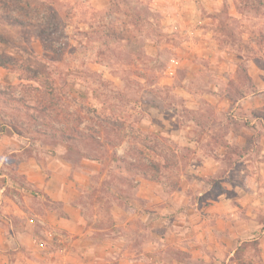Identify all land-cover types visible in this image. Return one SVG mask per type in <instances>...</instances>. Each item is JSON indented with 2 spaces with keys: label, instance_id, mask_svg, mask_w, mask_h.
Returning <instances> with one entry per match:
<instances>
[{
  "label": "rangeland",
  "instance_id": "obj_1",
  "mask_svg": "<svg viewBox=\"0 0 264 264\" xmlns=\"http://www.w3.org/2000/svg\"><path fill=\"white\" fill-rule=\"evenodd\" d=\"M250 73L264 85V0H0L1 121L39 146L63 143L58 120L113 141L90 150L79 138L64 154L74 167L98 162L80 199L89 218L134 194L135 167L166 193L179 187L199 146L183 135H212L215 152L218 122L249 120L216 108L257 90ZM50 97L59 103L45 117ZM239 255L260 263L258 240Z\"/></svg>",
  "mask_w": 264,
  "mask_h": 264
},
{
  "label": "crops",
  "instance_id": "obj_2",
  "mask_svg": "<svg viewBox=\"0 0 264 264\" xmlns=\"http://www.w3.org/2000/svg\"><path fill=\"white\" fill-rule=\"evenodd\" d=\"M250 75L257 90L223 96L229 103L216 108L246 123L218 122L215 152L212 135H183L199 146L185 159L180 186L166 193L156 178L140 175L134 194L106 217L100 210L86 217L80 200L97 160L74 167L66 141L41 147L0 119V264H243L239 247L251 240L262 260L247 264H264V85ZM234 144L247 150L234 153Z\"/></svg>",
  "mask_w": 264,
  "mask_h": 264
},
{
  "label": "trees",
  "instance_id": "obj_3",
  "mask_svg": "<svg viewBox=\"0 0 264 264\" xmlns=\"http://www.w3.org/2000/svg\"><path fill=\"white\" fill-rule=\"evenodd\" d=\"M49 100H50V102H48L46 105H43L40 109H38L43 114L45 113L44 114L45 117H50L49 116L50 111L55 110L53 105H57L59 103L56 97H50ZM55 101H57L58 103ZM49 122L53 123L52 118L49 119ZM100 128H103V127L100 126ZM56 130L61 135L60 136L55 135V136L60 137L61 140H64L67 142L68 151L69 150L70 151L71 150H77L78 151V149H74L75 147L71 146V144L69 142L76 140V139H79V138H81V140L83 141L85 148L90 149V150H97V148L94 147L95 145H97L99 147H105L107 145L113 144V141L111 139L99 141L100 136L98 134L96 135V134L83 133V132L78 131V127L75 124L74 125L64 124V125H61V127H59L58 129L56 128ZM84 156L91 158V159L93 158V157L88 156V155H84ZM123 159H125V158H123ZM154 168L156 169L155 166H154ZM135 169H137V171H136L137 175H141L144 177H150V175L147 173L146 169L142 170V167H137V168L135 167ZM152 178H155V177H152ZM32 192L36 195L38 194L37 191L32 190Z\"/></svg>",
  "mask_w": 264,
  "mask_h": 264
},
{
  "label": "built area",
  "instance_id": "obj_4",
  "mask_svg": "<svg viewBox=\"0 0 264 264\" xmlns=\"http://www.w3.org/2000/svg\"><path fill=\"white\" fill-rule=\"evenodd\" d=\"M168 70H169V72L170 73H172L174 70L172 69V64H170L169 66H168Z\"/></svg>",
  "mask_w": 264,
  "mask_h": 264
}]
</instances>
